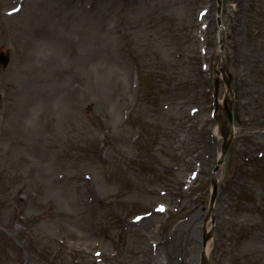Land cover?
Wrapping results in <instances>:
<instances>
[{
    "label": "rangeland",
    "instance_id": "1",
    "mask_svg": "<svg viewBox=\"0 0 264 264\" xmlns=\"http://www.w3.org/2000/svg\"><path fill=\"white\" fill-rule=\"evenodd\" d=\"M219 3L0 0V264H200L227 100L207 261L264 264V0Z\"/></svg>",
    "mask_w": 264,
    "mask_h": 264
},
{
    "label": "bare ground",
    "instance_id": "2",
    "mask_svg": "<svg viewBox=\"0 0 264 264\" xmlns=\"http://www.w3.org/2000/svg\"><path fill=\"white\" fill-rule=\"evenodd\" d=\"M220 51H221V50H220V48H219L218 57H217V60H216V63H215V69L218 70V71H220V70L222 69V58H223V56H224V55L222 56V55L220 54V53H221ZM221 122H222L223 124H225L224 121L221 120ZM216 132H217V128L214 129V133H215V134H216ZM217 134H218V133H217ZM210 244H211V240L209 239V240L207 241V243L205 244V246L202 247V250L205 251V254L208 253L209 248H210Z\"/></svg>",
    "mask_w": 264,
    "mask_h": 264
},
{
    "label": "water",
    "instance_id": "3",
    "mask_svg": "<svg viewBox=\"0 0 264 264\" xmlns=\"http://www.w3.org/2000/svg\"><path fill=\"white\" fill-rule=\"evenodd\" d=\"M227 113H228L229 120L231 121V116H230L229 109L227 110ZM227 144H228V142L225 139L224 140V144H223V148H222V155L225 153V150L227 148ZM215 169H217V166L215 167ZM215 188H216V186L214 185V192H215ZM206 238H207V236L204 238V242L206 241Z\"/></svg>",
    "mask_w": 264,
    "mask_h": 264
},
{
    "label": "snow or ice",
    "instance_id": "4",
    "mask_svg": "<svg viewBox=\"0 0 264 264\" xmlns=\"http://www.w3.org/2000/svg\"><path fill=\"white\" fill-rule=\"evenodd\" d=\"M161 210H163V209H161Z\"/></svg>",
    "mask_w": 264,
    "mask_h": 264
}]
</instances>
